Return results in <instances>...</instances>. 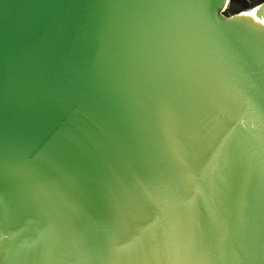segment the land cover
Wrapping results in <instances>:
<instances>
[{"label": "water", "instance_id": "1", "mask_svg": "<svg viewBox=\"0 0 264 264\" xmlns=\"http://www.w3.org/2000/svg\"><path fill=\"white\" fill-rule=\"evenodd\" d=\"M0 0V264H264V2Z\"/></svg>", "mask_w": 264, "mask_h": 264}, {"label": "rangeland", "instance_id": "2", "mask_svg": "<svg viewBox=\"0 0 264 264\" xmlns=\"http://www.w3.org/2000/svg\"><path fill=\"white\" fill-rule=\"evenodd\" d=\"M263 2L264 0H229V4L223 11V15L230 16L241 12H247Z\"/></svg>", "mask_w": 264, "mask_h": 264}, {"label": "bare ground", "instance_id": "3", "mask_svg": "<svg viewBox=\"0 0 264 264\" xmlns=\"http://www.w3.org/2000/svg\"><path fill=\"white\" fill-rule=\"evenodd\" d=\"M255 9H256V7L254 9L250 10V11H247L246 13L254 16Z\"/></svg>", "mask_w": 264, "mask_h": 264}]
</instances>
